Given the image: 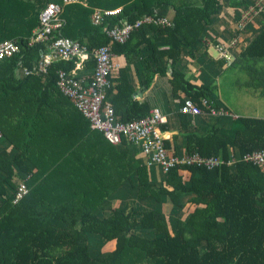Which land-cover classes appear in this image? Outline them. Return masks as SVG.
Masks as SVG:
<instances>
[{
	"label": "trees",
	"instance_id": "1",
	"mask_svg": "<svg viewBox=\"0 0 264 264\" xmlns=\"http://www.w3.org/2000/svg\"><path fill=\"white\" fill-rule=\"evenodd\" d=\"M27 1L0 0V41L10 37L20 47L19 53L0 64V116L4 115L0 119V142L9 144L8 149L0 151V264H264V169L242 160V156L264 149V118L240 117L243 128L233 137L221 134L215 127L203 133L194 131L193 117L181 112L184 100H191L202 111L200 116L210 114L203 100L215 109L229 111L215 101L212 86L191 84L173 68L181 50L193 49L200 40L206 25L219 11L220 0H86L87 7L67 5L61 14L66 22L60 30L62 36L85 44L90 52L108 45L115 58L121 55L126 62L137 60L142 65L144 81L139 92L128 85L121 67L107 76L110 85L103 93L105 103L114 111V122L140 120L154 108L164 115V96L171 94L180 100L178 117L185 153H176L175 147L163 140L166 157L195 153L217 156L223 161L211 170L201 165H178L167 171L147 165L142 153L145 162L133 164L129 151L134 143L123 136L121 144L109 143L100 131L90 128L89 121L70 100L66 99L69 107L59 123L49 110L44 123L30 118L28 106L19 100L22 92L18 86L9 87L17 69L36 67L43 46L29 44V39L38 25V14L48 3L61 0ZM226 1L230 8L245 9L252 3ZM93 7L120 11L103 16L101 23L94 26L90 21ZM150 17L153 24L142 23L123 43L106 35V31L123 23L134 24ZM22 23L28 27L20 29ZM242 24L240 20L238 27ZM247 28V24L243 25L236 34ZM149 33L163 38L167 48L158 49ZM143 45L152 52L153 67L141 57ZM228 52L231 62L219 56L228 68L246 63L242 66L249 71V77L260 72L257 77L264 87V69L254 68L264 63V26L244 49L234 43ZM162 59L168 64L159 65ZM72 68V60L54 61L46 74L34 77L46 79L47 88L60 95L57 71L70 74ZM91 68V60L83 66V70ZM75 77L86 84L91 80L82 74ZM29 79L34 78L27 76ZM254 95L264 97V90ZM70 115L76 119L77 135L59 144L64 134L58 132L57 126L53 130L49 127L59 125ZM216 117L225 119V126L236 119L228 115ZM38 125L49 129L48 135L54 138L50 144L39 135ZM232 157L235 162L228 165ZM63 167L68 168L62 178L50 184L57 193L53 200H31V193L37 190L36 179L50 171L53 178ZM154 167L161 174L152 170ZM23 179L30 193L13 204L14 190ZM121 183L126 195L133 196L134 204L122 207L111 202L107 212L98 211L107 192L110 197ZM100 240L112 244L111 249L101 251Z\"/></svg>",
	"mask_w": 264,
	"mask_h": 264
},
{
	"label": "crops",
	"instance_id": "2",
	"mask_svg": "<svg viewBox=\"0 0 264 264\" xmlns=\"http://www.w3.org/2000/svg\"><path fill=\"white\" fill-rule=\"evenodd\" d=\"M24 1L29 2L27 0H24ZM55 3L62 5V10L65 6L72 5V4H80V5L87 7V3L85 0H73L65 5L62 4L63 0L59 2H55ZM243 9L244 8H241V7L230 8L226 0L220 1V8H219L218 13L215 16H213L210 23L206 25L205 32L202 34V37L200 38V40L196 42V44H194L193 49L191 50L182 49L180 52L179 60L173 66L174 70L178 74L184 75V77L191 84L198 85V86L200 85L212 86L213 96L215 98V101L219 103V106L221 108L226 109L227 111L232 113L234 116H236V119L235 120L232 119V122L228 126L223 125L224 123L226 124L225 119H220L208 113H205L202 116L193 117L191 120V125L194 128V131H197L198 133H203L202 130L206 131L211 127H215V128L220 129L219 131L221 134L227 135L229 137H233L234 134L238 130H241L243 128L242 125L239 124L240 123L239 118L248 117V116L236 115L233 112H231L229 105L225 102L223 96H221L219 86L217 85L214 86L215 81H217L218 79V74L222 73L224 69H228L227 65L224 63V60L219 58L220 55L216 51V49H214V47L217 44L222 45L224 43H235L237 45L239 42L240 46L242 45L244 49L251 42L253 33H255V31H257V29L259 28V25L255 24L251 26L249 29H247L245 31L246 32L245 34H244V31L240 32L239 35L235 33V29L233 30L232 27L236 26V25L234 26L236 17L239 15V12H241ZM95 10H111V9H100V8L93 7L92 13L90 14V21L92 25H94V23L92 22V14ZM61 18L63 20V26H65L66 22H65V19L62 17V15H61ZM232 22H233V26L231 25ZM125 24H128V23H123L122 25H125ZM18 27L20 29L21 28L23 29L24 27L27 28L28 25L25 23H22L21 26H18ZM38 27H39V23L37 26L33 28L32 36L30 37L29 40H31V38L33 37ZM10 31L12 30L10 29ZM229 32L231 33L233 32L232 37L231 35L228 36ZM106 35L108 36L107 31H106ZM236 35H237V41H236ZM25 36L23 38H25ZM149 36L152 42L155 43L158 49L164 50L167 48V45L164 39L158 37V34L149 33ZM8 39L10 41H13V38L9 37ZM73 41L78 42L77 40H73ZM208 42L211 44V46L208 44ZM41 45L43 46V52H41L39 56V60L36 64V67L32 69H23V68L17 69L15 72V79L12 80L10 84L11 86L9 88L11 89L13 87L18 86V89L22 92L19 96V100L20 102L22 101L23 104L28 106V115L30 116V118H32V120L36 117L35 118L36 121H42L44 123V121L48 120L47 115H49V113L47 111L49 110L51 114L56 116L55 118H57V121L59 123L61 118L65 116V110L69 107V103L67 102V100L68 101L70 100L75 110L76 108L74 107L71 99L60 94L62 96L61 97L58 93L48 89L47 87L49 86L47 85L48 81L46 79L37 80L36 77H34L37 75L46 74L54 61H64V60H59L57 57H55L53 53H49L48 44L41 43ZM81 45L87 48L89 53H92L95 50L94 49L92 52H90L88 47L85 44H81ZM102 46H108V45H102ZM140 51H141L140 52L141 57L143 59H146L149 62V65L153 67L155 65V62L153 61L151 50L148 49L145 45H143L141 46ZM46 54H51V62L48 65L45 72H40V68H39L40 62L43 56ZM112 55H113L112 59L115 65L114 69H118L120 67L124 69L126 77H127L128 85L132 87L134 90H138L139 92L140 90L139 87L141 83L144 81L143 76H142L143 75L142 65H140V63L137 60L130 63V62H126L124 57L121 55L117 56L116 58L113 52H112ZM114 58L116 59V61H114L115 60ZM90 60L93 61V67H95V63H94L92 56H90L87 60L85 59L83 62H81L79 58L73 59L72 61H74V68H72L71 72L77 75L82 74L83 77H87V78L90 76L92 79L94 68L83 70V66ZM80 62L82 63L81 67L77 66V64ZM158 62H159V65L161 66L168 64V61L164 59ZM27 76H33L34 79L26 80ZM17 84H20V85H17ZM143 94H144V91H143ZM63 97L65 99H63ZM179 101H180L179 99L172 97L171 94H167L164 96L165 111L163 114L167 118H166V123L162 124L159 127V130H160V135L162 139L164 141L170 142L171 147L173 148L175 147L176 153L181 154V153H185V139L182 136L183 133H182V128H181V122L178 117ZM44 109H47V110H44ZM12 114L13 116L17 115L14 112H12ZM3 116H0V119ZM70 116L71 117L66 116L63 119V121L60 123L61 126L59 124V125H53L49 127L50 130L51 129L53 130L54 127L57 126L56 128L58 132L64 134L62 137H59L58 139L59 144L62 140L66 141L65 138H67V141H70L71 138L74 139V136L77 135L78 129H77L76 119L73 115H70ZM38 126L41 132L40 134L38 131L35 133L44 136L46 140L48 141V143L50 144L51 138L53 137L48 135L49 129H46V127H43L42 125L41 126L38 125ZM175 136H176V139L173 140ZM8 148H9V144L7 141L0 142V151L4 149L6 150ZM129 156H131L130 159H132L135 162L133 164L141 165L142 162H145V159L143 155L141 154V152L139 151V148L135 146L133 149L129 151ZM43 167L44 169H48L49 165H46V166L43 165ZM68 167H63V169H61L62 170L61 172H56L55 177L53 178H52V172L50 171V172H47L45 176L36 179L35 184L37 186V190L36 192L31 193L30 199L33 201H37V202H46L47 200H53V197L57 195V193L53 190L50 184L55 183L59 178H62V175L65 173L66 168ZM74 167H75V164H74ZM13 168L17 170V167L15 165H13ZM152 170L158 171L157 174H161L160 171L157 170L156 167L152 168ZM27 179H28V176H27ZM0 181H1V178H0ZM21 182L26 183V179H23V181ZM122 183L120 184V186L117 188L116 191H113L111 194H109L110 197H108V192H107V194L104 196L106 197L104 200L105 202L98 208V211L103 210L102 213L107 212L105 210L108 208V205L111 202L112 204L120 203L122 207H124L125 204H126V207L128 205L134 204L133 196L131 195L132 196L131 197L129 196V194L126 195V192H125L126 188L124 184ZM39 188H41V190Z\"/></svg>",
	"mask_w": 264,
	"mask_h": 264
},
{
	"label": "built area",
	"instance_id": "3",
	"mask_svg": "<svg viewBox=\"0 0 264 264\" xmlns=\"http://www.w3.org/2000/svg\"><path fill=\"white\" fill-rule=\"evenodd\" d=\"M260 8L264 7V0H259ZM58 7L49 5V7L41 15V23L49 31L50 23L55 19ZM99 18L95 19L98 22ZM161 24L162 21H160ZM139 24V23H138ZM137 24V25H138ZM127 31L114 30L111 34L122 41L127 36ZM216 50L220 55L223 54V45H216ZM16 51V47L8 42L0 45V61L10 56ZM75 49L67 51V49H59L57 53L62 57L72 55ZM98 64L94 77L86 84L82 80H78L75 74L71 72L67 74L58 71L56 88L60 94L72 100L74 107L89 120L91 127L104 133L105 138L112 144H118L122 136L128 141H132L135 145L142 146L143 152L147 155L151 163L159 166L163 171H167L173 166H190L203 165L206 167H215L220 164L219 159H202L198 154H185L181 158H167L163 139L160 135L159 126L166 123V117L157 109L154 110L147 118L140 119L125 124L114 122L113 111L109 105L102 109L104 100L103 90L107 82L105 76L111 68L108 60L107 50L102 48L99 51ZM181 112L191 117L200 116V109L189 99L184 100ZM205 105L207 103L203 101ZM208 106V105H207ZM209 113L214 116L228 115L223 109H215L211 105L208 106ZM249 157V156H248ZM246 157V159H248ZM259 164H264V154H260L257 158ZM27 194V188L24 184H20L16 190L13 203L18 202Z\"/></svg>",
	"mask_w": 264,
	"mask_h": 264
},
{
	"label": "bare ground",
	"instance_id": "4",
	"mask_svg": "<svg viewBox=\"0 0 264 264\" xmlns=\"http://www.w3.org/2000/svg\"><path fill=\"white\" fill-rule=\"evenodd\" d=\"M71 1H73V0H63V3L62 4H68L69 2H71ZM49 5H54V6H57L58 7V12H57V16H56V20L54 19L51 23H50V27H49V31L47 32L46 31V28L42 25V23H41V15H42V13L49 7ZM119 11H120V8H117V9H114V10H95L94 12H93V14H92V22L94 23V25H99L100 23H101V21H102V18H103V16H114V15H117L118 13H119ZM244 11H245V14L243 13L242 15H244L242 18H241V21L243 22V23H246V21L247 20H250L251 18H253L254 16H256V15H259L260 14V16L261 15H264V7H262V8H260V5H259V0H254V1H252V3L247 7V8H245L244 9ZM249 11V12H248ZM62 12H63V10H62V5H60V4H58V3H55V2H52V3H48L40 12H39V14H38V23H39V27H38V29L36 30V32L34 33V35H33V37L31 38V40L29 41V44H33V43H42V44H48V49H49V53H53L54 55H55V57H57L59 60H64V61H69V60H73V59H75V58H79L80 60H81V62H83L85 59L87 60L90 56H92V58H93V60H94V63H95V67H94V73H93V77H94V75H95V71H96V68H97V64H98V60H97V57H98V54H99V51L103 48H105L106 50H107V54H108V60H109V62H110V64H111V68H110V70L107 72V74H106V76H105V79H106V82H107V84H106V86L104 87V91L106 92V89L109 87V85H110V83H109V81H108V79H107V76L110 74V72L115 68V65H114V62H113V59H112V57H113V55H112V52H111V49H110V47H108V46H100V47H98L97 49H95L92 53H89L88 52V50H87V48H85L84 46H82L79 42H76V41H73V40H71V39H69V38H66V37H64V36H62L61 34H60V30H61V28H62V26H63V20H62V18H61V14H62ZM248 12V13H247ZM253 16V17H252ZM99 18V20H98V22H95V19L96 18ZM139 23V24H138ZM142 23H146V24H153V18L152 17H150L149 19H144V20H141V21H137V22H135L134 24H125V25H121V27H117V28H114V29H112L111 31H107V34H108V36L110 37V38H112L115 42H118V43H123V42H125L127 39H128V37H129V35H130V33L132 32V31H134V30H136V29H138L139 28V26L142 24ZM138 24V25H137ZM114 30H118V31H120V32H122V31H127L128 33H127V36H126V38L124 39V40H122V41H119V39H117V38H115L112 34H111V32L112 31H114ZM4 42H8V43H11V44H13L15 47H16V51L14 52V53H12L10 56H7V57H4L1 61H0V63L1 62H3L5 59H7V58H9V57H11V56H13L14 54H17V53H19L20 52V47H19V45L18 44H16L15 42H13V41H10V40H4V41H2V42H0V45L1 44H3ZM230 45H231V43H230ZM223 48H224V51H223V54L222 55H220V57H225V58H228V56H230V54H229V52H228V48H226V47H224L223 46ZM59 49H67V51H69V50H72V49H75L76 50V52L74 53V54H72V55H67L66 56V58L65 57H62L61 55H59L58 53H57V51L59 50ZM50 62H51V54H46V55H44L43 56V58L41 59V62H40V66H39V68H40V72H45L46 71V69H47V67H48V65L50 64ZM78 63L77 64V66H82V63ZM58 71H61V70H58ZM58 73V72H57ZM103 95H104V93H103ZM106 96L104 95V100H103V103H102V109L106 106V105H109L110 106V104H108V103H105V101H106V98H105ZM203 101H205V100H203ZM206 102V101H205ZM207 103V102H206ZM204 104V103H203ZM205 105V104H204ZM207 105L208 106H210V104L209 103H207ZM207 105H205L207 108H208V106ZM110 108H111V106H110ZM112 109V108H111ZM77 110V109H76ZM154 110H156V108H154L153 109V111ZM78 111V110H77ZM112 111H113V109H112ZM152 111V112H153ZM79 112V111H78ZM151 112V113H152ZM80 113V112H79ZM202 113V111L200 110V114ZM81 114V113H80ZM82 115V114H81ZM113 115H114V111H113ZM151 115V114H150ZM150 115H148V116H146V117H144V118H147V117H149ZM83 116V115H82ZM84 117V116H83ZM114 117V120L116 121V119H115V116H113ZM228 117H232V118H235V116H233V115H231L229 112H228ZM85 118V117H84ZM144 118H142V119H144ZM86 119V118H85ZM88 120V119H87ZM89 121V120H88ZM135 121H138V120H135ZM133 122V121H132ZM120 123V122H119ZM129 123V122H128ZM120 124H122V123H120ZM125 124V123H124ZM89 125H90V128L92 129V130H95V131H99V130H97V129H93L92 127H91V124H90V122H89ZM102 134H103V136H104V133L102 132V131H100ZM1 137H2V135H1V133H0V139H1ZM104 138H105V136H104ZM122 139V138H121ZM109 142V141H108ZM121 142H122V140H120V142L118 143V144H112V145H119V144H121ZM110 143V142H109ZM134 146L135 147H137L138 148V146H139V150L141 151V153L146 157V163H147V165H149V166H156L157 167V165L156 164H154V163H151L150 161H149V159H148V157H147V155L143 152V150H142V146H141V144L140 145H135L134 144ZM260 154H264V149L262 150V151H259V152H254V153H252V154H247V155H244V156H242V160L244 161V162H248V163H252V164H255V165H259L262 169H264V164H259V163H255V162H257V158H258V156L260 155ZM249 156V157H248ZM246 157H248V159H246ZM200 158H202V159H212V158H217V159H219V161H220V164L218 165V166H215V167H206V166H203V165H201V166H203V167H205L206 169H208V170H211V169H214V168H216V167H219L222 163H223V161L219 158V157H217V156H211V157H203V156H200ZM235 162V159L232 157V159L230 160V161H228V165H232L233 163ZM20 184H24L25 186H26V188H27V194H28V192H29V189H28V187H27V185H26V183L25 182H20L18 185H17V187H16V189H15V192H14V194H13V198H12V203H13V200H14V197H15V193H16V190H17V188H18V186L20 185ZM26 194V195H27ZM25 195V196H26ZM24 196V197H25ZM23 197V198H24ZM22 198V199H23ZM21 199V200H22ZM21 200H19V201H21ZM18 201V202H19ZM18 202H16V203H18ZM16 203H13V204H16Z\"/></svg>",
	"mask_w": 264,
	"mask_h": 264
},
{
	"label": "rangeland",
	"instance_id": "5",
	"mask_svg": "<svg viewBox=\"0 0 264 264\" xmlns=\"http://www.w3.org/2000/svg\"><path fill=\"white\" fill-rule=\"evenodd\" d=\"M252 1L254 0H251V2ZM243 13L245 14L244 10L239 12V15L236 17V20L234 23V26L235 25L236 26L232 27L233 30L235 29V33H237L236 29L241 28L245 24H247L248 26L247 29H249L251 26L255 24L259 25V28L257 29V31L264 26V17L261 18L263 15L260 16L259 14L254 17L252 16L253 18H251L250 20H247L246 23L241 25V27H238L241 18L244 16L242 15ZM257 31L255 33H257ZM232 33L229 32L228 36L231 35L232 37ZM245 33L246 32H244V34ZM233 44L234 43H231V45ZM224 46L226 48H229L230 43H224ZM228 59H229V62L232 61L231 56H228ZM244 64H239L238 66H235V67L229 66L228 69H224L222 73L218 74V79L217 81H215L214 86L216 85L219 86L221 96H223L225 102L230 107V111L233 112L234 114L240 115V116L264 118V97L259 96V95H254V93H259L261 89L264 90V87L260 86L259 77H257L259 76L260 72L257 71L255 75H251L249 77L250 75L249 71L244 69V66H242ZM254 68L257 70H263L264 63L261 62L257 64ZM252 77L256 78V80L258 79V81H256ZM179 217H182V213L179 215ZM100 243L102 247L101 251L103 252L110 250L112 247V244H108L107 242H105V240H100Z\"/></svg>",
	"mask_w": 264,
	"mask_h": 264
},
{
	"label": "clouds",
	"instance_id": "6",
	"mask_svg": "<svg viewBox=\"0 0 264 264\" xmlns=\"http://www.w3.org/2000/svg\"><path fill=\"white\" fill-rule=\"evenodd\" d=\"M217 45H219V44H217ZM215 49H216V46H215ZM217 51V50H216ZM218 52V51H217Z\"/></svg>",
	"mask_w": 264,
	"mask_h": 264
}]
</instances>
